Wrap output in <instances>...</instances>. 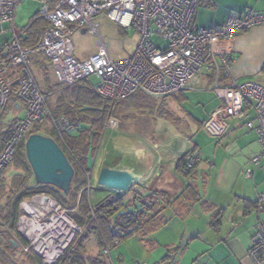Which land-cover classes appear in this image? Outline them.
Wrapping results in <instances>:
<instances>
[{
	"label": "crops",
	"instance_id": "crops-1",
	"mask_svg": "<svg viewBox=\"0 0 264 264\" xmlns=\"http://www.w3.org/2000/svg\"><path fill=\"white\" fill-rule=\"evenodd\" d=\"M250 11L264 16V0H199L194 23L198 27H216L224 24L231 16ZM214 49L218 56L231 57L227 74L220 77L222 85H228L236 80L251 79L264 86V24L242 31L233 38L218 40L214 44ZM91 55L76 58L85 60ZM33 65L39 72V64L33 62ZM49 66L52 80L57 82L51 62ZM213 80V72L203 71L189 88L164 99L156 97L162 99L155 100L152 108L145 105L143 109L130 108L122 113L125 116L123 119L115 117L118 121L117 127L120 125L121 131L116 129L117 127L111 129H116L117 134L109 133L107 129L104 131L91 169L102 159L105 161L110 157H119L121 167L118 169L129 170L138 175L139 188L164 189L174 196L181 194L190 180L177 171L178 159L186 152L195 150L194 153H199L193 182L200 191L199 198L190 201L183 199L182 203L179 202L173 208L167 209L165 213L168 221L154 231V239L150 236V242L147 244L139 236H132L145 248L153 249L152 252L154 255L157 253L156 256L151 254L150 258L149 255H145L142 245L139 248L135 242H129L123 251L127 257L129 249H133L137 251V257L148 262L154 258V264H254L249 256V249L258 221L264 219V212L260 213L257 205L258 196L262 192L258 191L255 196L246 197L245 189L236 186L235 181L242 173L246 174L249 166H245L248 162L252 163L251 158L263 152L258 142V132L248 126L250 121L256 125V114L252 105L246 102L241 115L225 119L215 117L214 114L220 110L223 101L211 90ZM18 103L20 105H16L22 109L20 115L23 116L24 109L21 103ZM204 126L208 130L210 127L212 131H216L213 135L214 133L209 130L213 133L210 135L220 138L218 146L222 151L216 149L213 161L204 158L200 144L191 135L196 127ZM146 135L151 137L147 138ZM117 137L123 138L121 144L127 148L123 153L116 150L112 144H115ZM149 140L154 144L151 148L146 144ZM104 144L106 147H103ZM109 146H112L111 149H108ZM101 151H104V157L99 159ZM233 152H241L242 159L235 160ZM213 179L214 189L211 191L209 186ZM108 195L110 193L101 186H93V202L98 203ZM128 198L129 196L126 197ZM246 200L252 202H245ZM50 204H53L57 212L50 219L52 221L55 218L57 232L50 234V227H56L52 222L38 234V242L34 241L36 237L32 239L29 233H25V236L52 256L61 253L66 246L64 231L69 227L62 223V219L59 220V211L66 217L64 209L54 201ZM39 207L43 211L50 209L48 202L39 203ZM32 208L35 213L34 215L30 213L31 228L25 231H32L35 227H40V224L50 222H39L38 218L42 212L35 206ZM217 216L219 220L215 224L213 221ZM195 220L202 223L192 226ZM25 227H22V230ZM60 240L62 244H59ZM87 244V256H96L100 253L95 240L91 239ZM57 245L62 249L56 250ZM110 256L112 257L111 252Z\"/></svg>",
	"mask_w": 264,
	"mask_h": 264
},
{
	"label": "built area",
	"instance_id": "built-area-1",
	"mask_svg": "<svg viewBox=\"0 0 264 264\" xmlns=\"http://www.w3.org/2000/svg\"><path fill=\"white\" fill-rule=\"evenodd\" d=\"M198 1L57 0L53 6L45 1L40 13L47 24L37 45L28 47L21 45L19 34L13 25L12 35L8 40L3 38L8 32L5 25L14 22L18 0H0V109L8 103L13 73L19 81L17 95L24 105L23 118L18 119L15 132L0 151V173L13 163L18 145L25 142L33 125L50 115L46 95L31 69L30 56L36 52H41L50 59L59 84L69 86L95 76L98 79V93L113 102L137 92L154 97L170 96L189 88L201 72H213L212 88L223 101L220 110L214 114L215 117L225 119L241 115L246 102L255 110L256 125L250 121L248 126L258 132V142L263 149L262 153L252 157L257 168L264 155V86L251 79L222 85L220 77L227 74L231 57L218 56L214 44L218 40L233 38L242 31L264 24V16L250 11L231 16L220 26L198 27L194 23ZM103 13L117 26L135 30L139 40L132 55L122 58L111 55L109 46L101 35L100 24L95 22V17ZM83 29L97 34L99 39L96 52L85 60H79L74 55L72 36ZM154 36L160 37L164 45L156 44ZM19 68L21 71L18 73ZM50 122L59 133L68 125L64 117L51 116ZM117 124V119L111 116L106 129L116 127ZM209 130L216 133L210 127ZM198 157L199 153L190 154V165H194ZM253 173L252 168L246 170L248 177ZM35 197L37 196L33 199ZM39 202L44 204L47 200L44 201L42 196ZM258 209L260 213L264 212L263 193L258 198ZM74 228L77 229L76 225ZM78 230L82 228L79 227ZM28 241L30 244L25 248L26 251L33 245L30 238ZM71 242L70 240L62 250L63 253ZM104 253L107 263L115 264L110 258V249L106 248ZM58 256H53L52 260L45 259L44 262L53 264L60 258ZM249 256L254 264H264V219L258 221Z\"/></svg>",
	"mask_w": 264,
	"mask_h": 264
},
{
	"label": "trees",
	"instance_id": "trees-1",
	"mask_svg": "<svg viewBox=\"0 0 264 264\" xmlns=\"http://www.w3.org/2000/svg\"><path fill=\"white\" fill-rule=\"evenodd\" d=\"M45 1L53 6L57 0H42V2ZM46 24L47 21L39 10L28 25L22 29V32L17 33L21 45L35 47ZM10 29L7 27L8 32ZM10 36L6 35L3 38L8 40ZM30 59L32 71L33 62L39 64V69L43 71V80L40 82L35 73L34 75L39 87L46 95L50 115H46L36 122L33 126L36 125L37 129L34 127L35 129L32 131V127L29 133L39 132L53 137L68 156L75 169V175L72 189L68 195L52 185L36 183L26 157L24 141L18 145L15 159H17L18 167L22 169V173L11 179L10 186L6 184L3 173L0 174V264H46L43 259L38 260V256L31 248L29 251L20 250L24 256L20 259L18 257L20 255L19 248L10 242L9 234L15 229V223L17 224L20 217L18 215L19 203L21 204L26 197L40 193L54 197L60 205L67 209L72 219L83 230L76 232L63 255L53 264H108L104 253L106 248L112 249L123 239L132 236H139L147 244L150 242L152 233L168 221L165 213L167 209L173 208L179 202L182 203L183 199L190 201L199 198L200 191L193 183L196 176V162L194 165H190L188 159V156L195 150L186 152L177 162V171L190 180L181 194L174 196L167 190L152 189L151 187L141 188L139 191L136 185L121 196L108 195L98 203L93 202V186L89 185L88 178L90 177H87V174L91 171L92 161L99 149L109 118L114 116L123 119L125 116L122 113L130 108L140 109L143 105L152 108L154 102L150 103L149 99L154 96L137 92L118 102H113L98 93L96 85L90 78L82 79L69 86L54 82L50 74L49 63L51 61L43 53L36 52L30 56ZM17 71L19 73L20 68ZM10 86L11 94L8 103L0 110L4 111L11 105L19 104L18 102L24 109V105L17 95L19 81L15 77V73L11 76ZM166 97L168 96L162 98ZM1 111L0 151L8 138L15 132L18 121L13 120L8 127H2L6 113ZM51 116L66 118L68 125L61 133L51 124ZM45 123L50 125V128L46 132H41L40 128ZM252 165L251 168L255 169L253 162ZM32 180L34 183L31 184ZM80 191L82 193L79 194ZM127 196H129L128 199H126ZM245 202L252 201L246 200ZM218 216L213 223L217 224ZM19 237L20 235L17 237L20 240ZM91 239L95 240L100 249V253L96 256H87L86 254L87 241ZM20 242L22 241L20 240Z\"/></svg>",
	"mask_w": 264,
	"mask_h": 264
},
{
	"label": "rangeland",
	"instance_id": "rangeland-1",
	"mask_svg": "<svg viewBox=\"0 0 264 264\" xmlns=\"http://www.w3.org/2000/svg\"><path fill=\"white\" fill-rule=\"evenodd\" d=\"M42 6H43L42 0H18V2L16 4V9H15V19L13 22L14 29H15L16 33L22 32V29L26 25H28V23L31 21L32 17H34V15L39 10H41ZM95 22L100 24L101 35L103 36L105 43L109 46V51L114 58H122V57L130 56L134 53L136 46L138 44V40H139V37H138V35L134 29L125 30V29L118 27L117 24L115 22L111 21L109 18H107L106 14H104V13L97 15L95 17ZM5 27L11 28V24L10 25L7 24V25H5ZM6 35H8V36L12 35L11 29L9 30V32L5 33L3 36H6ZM72 39H73V43H74V55H75V57L79 58V57L89 56L92 53H94V51H96L97 41L99 39V36L93 32H90V31H86L85 33H83L82 31H76L73 34ZM153 41L160 46L164 45V42L158 36H154ZM32 68H33V71L36 75L37 80L39 82L41 80H43V71H41V70H39V72L36 71V68L34 65H32ZM90 80H92L94 83H97V81H98V79L95 76L90 77ZM211 90L214 91L213 89H211ZM217 97H218V95H217ZM160 99H162V98L150 97L149 102L152 103L155 100L158 101ZM20 109L21 108L19 106H16L14 108V105H11V107L6 108L4 111L0 110L1 112L6 113V118L4 119V123H3L2 127H4V126L8 127L11 124V122H13V120L20 119V117H22L20 115L22 109L21 110ZM190 110H192V109H190ZM49 126L50 125L45 123L44 126L40 128V131L46 132V130L48 128H50ZM34 127L37 129V127L35 125V126H33L32 131L35 129ZM149 127H150V123H149L148 128ZM116 129L121 131L120 125H118V127ZM116 129H111V127L107 128V130H109V133L112 132L114 134H117ZM210 133L211 132L204 126V128L203 127H200V128L196 127L194 132L191 135H193L192 137L196 141H198V143L200 144V148H201V151L204 155V158L205 159L209 158L211 161H213L216 149H219V152H221L222 149L218 146L220 138H218L216 136H212V135H210ZM211 134H213V133H211ZM213 135H215V134H213ZM146 136L148 138L150 135H146ZM122 139L123 138L119 139V137H117L115 139V144L114 143H112V144L114 145V148L116 150L118 149L119 152L123 153L124 149L127 150V148H125V146L121 144ZM129 143H130V141H129ZM146 144H149L150 148L154 145L153 142H150V140ZM103 147H106L105 144ZM111 147L112 146H109L108 149H111ZM128 154H130V153H128ZM98 157H99V159L104 157V151H101ZM129 158H131V157H129ZM237 158L242 159V153L241 152L234 153V159L236 160ZM118 159H120V158L119 157L118 158L110 157L108 160L104 161L102 159L101 161H98L97 165L95 163L93 169H91V171L89 173V176L87 174V177H90V178H88L90 180L89 185L99 186L96 181H97V177H98L97 175H99V172H100L99 169H101L102 166L109 165V166H114L117 168L121 167V161H118ZM133 159H134V157H133ZM261 160H262L261 164L257 168L253 169L254 173L251 177H248L245 173H242V175H239L235 181L236 186H239V187L241 186L245 189V191H246L245 193L247 195L246 197H249L250 195L255 196L258 191L259 192L261 191L264 194V155L262 156ZM248 166H249V168H250V166L253 167L251 162H250V164L248 162V164L245 167H248ZM1 173H3V177H5L6 184H9V186H10L11 179L16 175L21 174L22 169L20 167H18L17 159H14L13 163L8 165ZM214 180L215 179L212 180V183L209 186V190H211V191H213V189H214V185H213ZM32 183H34L33 180L31 182V184ZM139 189H141V188L137 187V190H139ZM80 193H82V191H80L79 194ZM34 196H37V197H35L33 199ZM40 198H41V196H39L38 194H35L33 196L26 197L24 200H22L21 204L19 203V205H18V208H19V214L18 215H20V217H19V220H17V224L15 223V225H16L15 229L13 228L14 230H12V232L9 234L11 236V239L15 240L18 243V245L16 247L19 248V251L20 250L24 251L25 248L30 244V241H28L29 238L27 236H25L26 234L29 233L28 235L35 238L36 236H33L31 234V232H33L34 230H41V229H39V226H37L35 228L33 226L34 230L25 231L26 229L28 230L31 228V224H29V223H32L31 222V214L34 215V213H35V211L32 207L35 206L38 209H40V207H39L40 202H38L40 200ZM52 198L54 199V197H52ZM258 198H259V196H258ZM49 207H50V209H47L46 211H43L42 209H40L42 212V215L40 218H38L39 222L45 223L47 221H50L51 216L53 214L57 213L54 210L53 204L49 203ZM61 207L64 209V211L66 213L65 216L68 217V219H72V217L69 215V212L67 211V209L64 208L62 205H61ZM21 217H24V220H21ZM74 221H73V223H75L77 229L75 230L73 228V230L76 233L80 226L77 224L76 221L75 222ZM195 221L196 222H194L192 224V226L200 225L202 223L198 220H195ZM24 226H26V227L23 228V230H22V227H24ZM55 226H56L55 228L50 227V229H49L50 234H55L57 232L58 226L56 224H55ZM71 229H72V227H71ZM79 231H83V230H79ZM41 232L42 231H39V233H41ZM75 233H74V235H75ZM18 235H20L19 238L22 241L20 243L17 240ZM74 235L72 236V239H73ZM151 237L154 239V232L152 233ZM72 239H71V241H72ZM35 240L37 241V239H35ZM129 242H135V244H137L139 246V248L142 245V243L135 237H129V238L123 239L120 242V244H118L116 247H113L112 249H110V252L112 254V257L110 256V258L114 261V263L115 264H135L136 262L147 263L148 262L147 260L142 259L140 257H137L136 256L137 251H133V249H129V256L128 257H127V255L124 254V252H123L124 247H125V245L129 244ZM59 244H62L61 240H60ZM87 246H88V244H87ZM60 247H61L60 245H57L56 250L57 249L61 250L62 247L61 248ZM30 248L35 252L34 254H36L38 256V260H40V259L41 260L42 259L43 260H45V259L52 260L53 259V258L52 259L50 258V254H48L46 250L43 251L34 244L31 245ZM30 248H29V250H30ZM143 249L145 250L144 251L145 255H149V257L151 258V254H153V252H152L153 249L148 248V247L145 248L144 246H143ZM29 250H27V251H29ZM21 251L19 252L20 255H18V257L20 259H22L24 257L23 252H21ZM62 253H63V251L58 254L59 255L58 257H60V255ZM156 254L155 255L153 254V255L156 256ZM123 256H124V258H123ZM119 257H120V259H119ZM148 264H154V258H152L148 262Z\"/></svg>",
	"mask_w": 264,
	"mask_h": 264
},
{
	"label": "water",
	"instance_id": "water-1",
	"mask_svg": "<svg viewBox=\"0 0 264 264\" xmlns=\"http://www.w3.org/2000/svg\"><path fill=\"white\" fill-rule=\"evenodd\" d=\"M87 30L83 29L85 33ZM25 153L34 174L35 182L52 185L68 195L72 189L75 169L68 156L51 136L32 132L25 140ZM140 183V177L129 170L103 166L97 177V184L111 196H121ZM47 196H43L46 201ZM24 217H21V220ZM17 246V242L10 239Z\"/></svg>",
	"mask_w": 264,
	"mask_h": 264
},
{
	"label": "bare ground",
	"instance_id": "bare-ground-1",
	"mask_svg": "<svg viewBox=\"0 0 264 264\" xmlns=\"http://www.w3.org/2000/svg\"><path fill=\"white\" fill-rule=\"evenodd\" d=\"M60 213H62V211H59V213H58V215H60V217H59V220H63V222L62 223H64V224H66L67 225V227H69V229L68 230H65L64 231V235H65V239H66V242H67V244H66V246L69 244V242H70V240L72 239V236H73V234H74V231H73V227L75 226V223H73V221L71 220V219H67L66 217H64L63 215H61ZM55 218L54 219H52V221H50L49 223L47 222L46 224H44V225H42V224H40L41 226L39 227V229H41V230H34L33 232L34 233H31L33 236H36V239L37 240H39V238L37 237L38 236V234H39V231H43L44 229H46V227H48V225L49 224H51L52 222L55 224ZM71 227H72V229H71ZM31 238L32 239H34L32 236H31ZM35 240V239H34ZM32 241V240H31ZM36 241V240H35ZM33 242V241H32ZM34 244V243H33ZM65 246V247H66ZM64 247V248H65ZM63 248V249H64ZM55 255H57V254H55ZM55 255H52V256H50V258H52L53 256H55Z\"/></svg>",
	"mask_w": 264,
	"mask_h": 264
},
{
	"label": "clouds",
	"instance_id": "clouds-1",
	"mask_svg": "<svg viewBox=\"0 0 264 264\" xmlns=\"http://www.w3.org/2000/svg\"><path fill=\"white\" fill-rule=\"evenodd\" d=\"M119 27V26H118ZM121 28V27H120ZM123 29V28H122ZM30 134V133H29ZM25 143V142H24ZM39 196H47V197H49L50 199H47V202H48V205H49V203H53V201L55 202V203H57V201L55 200V199H53L52 197H51V195H49V194H45V193H40V194H38ZM58 205H60L59 203H57ZM61 206V205H60ZM65 212V211H64ZM72 220V219H71ZM72 221H74V220H72ZM75 222V221H74ZM75 227V226H74ZM73 227V228H74ZM75 229V228H74ZM76 230V229H75ZM74 231V230H73ZM79 231V230H78ZM74 233H75V231H74ZM76 234V233H75ZM74 235V234H73ZM75 236V235H74ZM74 238V237H73ZM18 244V243H17Z\"/></svg>",
	"mask_w": 264,
	"mask_h": 264
}]
</instances>
